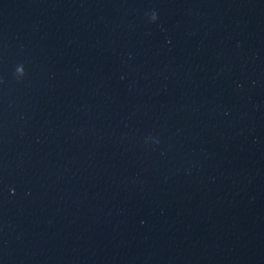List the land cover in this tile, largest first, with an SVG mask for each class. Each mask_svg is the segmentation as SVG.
Segmentation results:
<instances>
[{"label":"water","instance_id":"1","mask_svg":"<svg viewBox=\"0 0 264 264\" xmlns=\"http://www.w3.org/2000/svg\"><path fill=\"white\" fill-rule=\"evenodd\" d=\"M0 264H264V0H0Z\"/></svg>","mask_w":264,"mask_h":264},{"label":"clouds","instance_id":"2","mask_svg":"<svg viewBox=\"0 0 264 264\" xmlns=\"http://www.w3.org/2000/svg\"><path fill=\"white\" fill-rule=\"evenodd\" d=\"M152 19H154V20L156 19V14L155 13L153 14Z\"/></svg>","mask_w":264,"mask_h":264}]
</instances>
